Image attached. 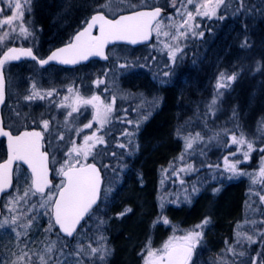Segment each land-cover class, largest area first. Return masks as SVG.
<instances>
[{
  "label": "rangeland",
  "instance_id": "obj_1",
  "mask_svg": "<svg viewBox=\"0 0 264 264\" xmlns=\"http://www.w3.org/2000/svg\"><path fill=\"white\" fill-rule=\"evenodd\" d=\"M172 1L12 0L13 3H21L24 15L22 20L13 22L17 26L15 31H11L8 25L0 28V53L12 44L28 46L36 52L50 50L69 39L75 27L83 23L82 18L97 10L115 16L155 4L170 5ZM209 2L211 6L218 5L216 14L211 18L197 15V4ZM175 4V8L158 22L159 30L154 27L153 42L149 46L138 50L115 47L108 52V64L89 65L80 71L77 82L56 87L48 85L50 91L58 94L54 105L47 109L51 129L57 131L60 127L68 132L57 134L58 140L63 137L64 145L71 138V129L78 131L72 138L73 142H82L83 135L91 133L90 129L82 134L78 128L83 118L84 121L90 119V111L84 110L81 119L80 116L70 119L64 110H60L59 102L64 99L69 102L70 93L75 88L83 97H88L93 89L98 92L101 102L111 105L112 111L107 118L102 123L97 121L105 128L113 120L110 127V130L116 128L113 138L109 143L105 140L100 143L95 152L89 151L86 159L83 152L78 157L80 163L96 162L103 169L106 185L102 211L105 213L102 215L98 211L94 214L73 243L64 245L50 226L49 210L55 191L50 192L51 200L48 196L33 198L26 175L20 173L14 192L4 204L3 222L7 223L0 228L3 264H28L29 258L31 264H114L117 255L115 242L120 244L124 234H127V214L136 213L134 210L127 212V206L135 208L143 205L142 200H136L133 191H129L130 187L123 193L131 183V175L122 161L139 151L138 146L130 149L131 144L127 142L134 134H128L131 129L127 126L129 116H125V108L132 115V128L137 130L142 119L136 115L140 110L138 104L141 103L145 111L143 114H148L149 109L154 107L151 103L161 101L165 81L171 80L176 81L175 87L172 86L175 90L174 110L178 112L176 120L181 117H184L183 120L190 119L191 127L196 121L206 119L214 129H219L220 134H212L205 142L188 136L187 130L179 131L185 134L183 147L181 145L180 152L177 151L176 161L172 165L167 163L154 181L157 194L152 198V207L156 206L151 208V212L148 210L149 224L145 238L147 243L148 236L154 234V242L142 250L137 264H148L153 259L148 256L149 252L162 253L166 243L172 241L178 244L180 238L192 231L202 235L188 264H264V200L261 199L264 196V176L260 174L264 168V151H261L264 149V0H224L223 3L219 0H192L191 4L187 0H178ZM42 7L49 30L46 37L35 25L37 18L42 16L39 11ZM0 9H3L0 20L16 11L9 9L6 2H0ZM199 10L204 11L202 7ZM189 12L193 15L192 20H188ZM185 20L188 23L182 24ZM21 23L26 32L20 31ZM5 31H8L7 36ZM171 52H175L174 58ZM179 59H186L185 65L172 70L176 63L179 66ZM181 68L185 70L181 71ZM233 76L234 79H229ZM66 78L69 79L70 75H62V79ZM22 85V80L19 79V83L14 80L12 88ZM63 86L71 91L61 90ZM68 102L61 105L65 106ZM127 103L132 107H127ZM23 109L27 111L24 106ZM20 117L18 121L27 120L31 114L24 112ZM34 119L37 120L36 117ZM233 135L237 139L242 136L245 142L233 143ZM188 141H191V148L186 146ZM248 143L253 146L251 152H248ZM121 144L124 147H120ZM227 144L234 147H229L228 152H220L219 149L228 147ZM203 147L206 158L198 159L197 152ZM257 150L260 152L258 163L249 164L251 154ZM245 152H248L247 159L244 158ZM115 156L117 158L113 159ZM52 157L57 162L54 163L55 171H60L69 160L75 164L73 158L76 153L68 148L64 153H53ZM231 163H236V173L227 170ZM200 167L211 168L200 170ZM125 173L127 175L123 177ZM232 184L240 185L242 206L239 217L230 222L227 234L218 236L217 240L212 239L210 243L208 237L212 228L204 223L207 220L214 224L211 210L215 207L210 203L217 202L228 191L221 187ZM25 192L29 193L26 197ZM194 201L196 205H193ZM200 203L202 209L197 210L196 206ZM108 205L112 211L110 216L105 210L109 209ZM13 218L15 224H12ZM150 225L153 226L150 228ZM65 247L66 251L63 250ZM91 248H97L98 252L93 254ZM23 253H28V256L20 259Z\"/></svg>",
  "mask_w": 264,
  "mask_h": 264
},
{
  "label": "snow or ice",
  "instance_id": "obj_2",
  "mask_svg": "<svg viewBox=\"0 0 264 264\" xmlns=\"http://www.w3.org/2000/svg\"><path fill=\"white\" fill-rule=\"evenodd\" d=\"M0 2H6L9 9L14 8L16 10L11 16L0 20V28H2L3 25H8L11 31H15L17 26L13 22L18 19L22 20L24 15L21 3H13L12 0H0ZM187 2L191 4L192 0H187ZM223 2L224 0H219V3ZM217 6H211L210 2L203 5L198 3L196 6V14L211 18L216 14ZM201 7L204 9L203 12L199 10ZM160 12L161 9L157 7L151 12L146 13L138 11L134 15L121 16L116 20L105 19L103 14L94 15L92 16L91 21L87 22L86 28L75 36V43L68 44L65 48L53 52L47 59H41L38 62L41 65H44L50 60H55L63 64H76L81 60H87L89 56H103L104 46L109 41L125 40L129 43L135 44L139 40H147L149 38V25L151 20L159 16ZM2 14L3 9H0V15ZM187 15L188 20L193 19L191 12ZM188 20L183 21L182 24H187ZM97 24L99 25L100 35L93 36L92 29L96 27ZM19 27L21 32H26L22 23ZM156 28L159 30V23H157ZM180 34L184 35L185 33ZM4 35L7 36L8 31H5ZM164 35L167 36L168 33L165 32ZM165 46L167 47V45ZM20 55L31 57L34 60L36 59L31 49H20L18 51L16 48H9V50L4 53L3 59H0V68L3 67L6 61L19 59ZM170 55L174 58L175 52H171ZM121 67H124V65H121ZM234 78V76L229 77V79ZM100 82L102 81H98L97 83ZM69 91H71V89H69ZM39 95L40 94L35 91V86L33 85L32 95L26 96L25 99L32 100ZM47 95L51 96L52 93L49 92ZM43 98V96H40V99ZM3 103L4 79L3 74L0 73V104ZM83 103L85 105H92L96 110V118L101 123L112 111L111 105L104 104L100 101V97L96 95L92 96L90 99H83ZM73 111H76V109L74 108ZM68 115H71V113H68ZM41 123L43 129L47 130L49 127V121L42 120ZM91 126V123L85 125V127ZM0 136L7 137L10 153L7 162L0 164V194L4 193L5 190L11 186L10 165L14 159L25 161L32 169V187L34 188L32 194L44 193L45 188L49 187V181L47 179V168L44 165L46 155L40 152L39 141L41 139V133L38 131H25L19 135L13 136L10 131H5L3 127H0ZM60 138L63 139L62 136ZM91 139V136L85 137V143ZM232 141L233 143L240 144L245 142L242 136L237 139L235 135L232 136ZM97 142L104 143L103 137H99ZM119 146L124 147L122 144ZM186 146L191 148V141H188ZM252 148V144L248 143V152H251ZM261 151H264V149H261ZM72 152L76 153V157L73 158L75 159V164L69 160L66 162V169L61 167L60 173L65 177L66 183H64L59 189L58 198L53 201L55 223L59 225L60 230L68 237L73 235L76 231L77 224H79L84 214L88 212L91 206L95 203L96 193L99 186V173L96 167L93 165H80L77 167L76 165L80 164L78 157L81 154V149L73 148ZM248 152H245L244 154L245 159L248 158ZM67 154L71 155V153ZM88 154L89 150L83 151L85 159ZM113 155H115V153H113ZM225 163L228 164L227 158H225ZM236 163H239V161ZM236 163L229 164L227 170L236 173ZM260 174L264 176V168L261 169ZM28 194V192H25V197L28 196ZM21 199H23V197H21ZM48 199H52L51 193H49ZM261 199L264 200V196H262ZM164 222L167 223V220ZM5 223H7V221L0 223V228H3ZM15 223L16 220L13 218L12 224ZM204 223H207V220H205ZM30 225L31 221H29V226ZM197 227L199 228L201 225H197ZM17 235H19V233H17ZM201 235L202 233L200 232L192 231L180 238L178 244L169 241L164 245L162 253H148L149 257H153L152 260L148 261V264H157V262L158 264H188V260L191 257V251ZM248 239H251V237H248ZM91 251L93 254H96L98 249L91 248ZM27 256L28 253H23V256H21L20 259ZM100 258L103 259V255H101ZM41 260L43 261V257H41ZM13 264H15V262H13ZM28 264H31L30 258Z\"/></svg>",
  "mask_w": 264,
  "mask_h": 264
},
{
  "label": "trees",
  "instance_id": "obj_3",
  "mask_svg": "<svg viewBox=\"0 0 264 264\" xmlns=\"http://www.w3.org/2000/svg\"><path fill=\"white\" fill-rule=\"evenodd\" d=\"M39 11H41L42 16L37 18L36 21L39 24L36 22L35 25H40L42 28H46L47 18L45 17V10L42 7ZM185 61L186 59H179V66L177 67L178 63H176V65L172 67V70H174L175 68L179 69ZM184 70L185 69L181 68V71ZM175 82V80H171V82L165 81V86L164 88H162L163 91L160 97L161 101L159 100L160 102L158 101L157 103L152 102L151 104L154 107L149 109L148 114H143V112L145 111L141 108V103L138 104L140 110L136 113V115L138 117H141L142 119L137 130L135 128H132L133 126L130 119L132 118L130 117L132 115L127 111V116H129V118H127V126L129 125V128L131 129V131H128V134H134V136H132V138L127 142L131 144L129 146L130 149L133 146H138L139 151L132 154L130 157H124L125 159L122 161V163L127 166V173H130L131 175V183L123 193L127 192L130 187L129 191H133V196L136 197V200H142L143 205L135 208L127 206V212H129V210H134L136 213L133 215L127 214V234H124L125 238H123L124 235L122 236L123 240L120 241V244H118V241L115 242V247L117 249L115 261L116 264H137V260L143 254L142 250L146 249L147 246L150 247L149 244H153L152 242H154V234H150L148 236L149 238H147V241L149 243H146L145 241L147 229L146 227L149 224L147 222L149 214L148 210L151 212V210L156 206V204H154V207H152V198L157 194H155L156 190L154 186L156 182L154 181L157 180L161 173V170L166 166L167 163H171L172 165L176 161L174 157L176 156L177 151L180 152L179 149L183 147L182 141L183 136L185 135L179 133V131L187 130L188 136L192 135L193 137H197L200 141L205 142L209 137L213 136L212 134L217 135L219 133V129H214L211 126L212 124L209 123L206 119L196 121L195 125H197V128L195 125L190 127V119L186 118L185 120H183L184 117H181L180 120H176V114L178 112L176 111V109L174 110L175 90L173 89V87H175ZM134 94L136 93L134 92ZM127 107L132 106H129V104L127 103ZM207 122L208 125L206 124ZM207 126L211 127L208 128ZM115 131L116 128H114V131L111 132L114 133ZM225 137L226 139L228 138L227 135H225ZM226 146L228 147L219 149V151L222 153L228 152L227 150L229 147H234L233 145L228 144ZM259 153L260 152L257 151L251 154V161H249V164L250 162L252 164H256V162L258 163ZM197 154L199 155L197 156L198 159H205L206 157H204L203 155L204 147L199 149ZM109 157H111V154H109ZM116 158L117 157L115 156L114 159ZM242 163L240 164L241 166ZM209 168L211 167H200V170H209ZM127 173H125L123 177L126 176ZM214 185H218V183H214ZM239 186L240 185L238 184H232L221 187V189L228 191L221 196L220 200H218L217 202L215 201V203L214 201L213 203H210V205L215 208L214 210H211V213H213L212 219L214 221V224H210L207 222V224H209L212 228L208 237L209 242L212 241V239L217 240L218 236L220 235L223 236L227 234L229 231L230 222L239 217L238 215L241 208L240 206H242V196L240 194ZM195 201L193 205H196ZM188 206H190V204ZM201 206V203L198 204L196 206L198 207L197 210H201ZM136 219H141L142 221L139 222ZM181 219L182 218L179 219L180 222ZM180 222H177V225H180ZM152 226L153 225H150V228Z\"/></svg>",
  "mask_w": 264,
  "mask_h": 264
},
{
  "label": "flooded vegetation",
  "instance_id": "obj_4",
  "mask_svg": "<svg viewBox=\"0 0 264 264\" xmlns=\"http://www.w3.org/2000/svg\"><path fill=\"white\" fill-rule=\"evenodd\" d=\"M176 1H178V0H173L170 5H168L169 3L161 4V5L155 4V5L147 7V8L160 6L164 9H166L168 12V10H172L173 8H175V6L177 5V4H175ZM90 15L91 14H87L86 16H84L82 18L81 22H83V23L81 24V26L89 19ZM38 26H40V25H38ZM40 28H41V31L44 32V36L46 37L48 34V31H49L47 29L48 25L46 24V28H42L41 26H40ZM75 28L77 30L79 28V26H76ZM154 34L155 33H154V29H153V35ZM67 40L65 42H67ZM61 44H63V43H61ZM59 45L60 44L55 45L53 48H55ZM53 48H51L50 50H43L41 52H36L35 50H33V51L35 52V54L37 55V57L39 59H42L45 56H47V54ZM98 63L99 62H95V63L91 62L87 65L78 66V67H74V68H66V67H61V66H56V65H50L47 67H40L35 61L24 60L19 64L8 65L5 67V70H4L5 102H4V105H3L2 110H1V119H2L3 128H4V130L10 131L12 135H18L24 131H38L41 133L42 151L45 152L49 156V168H50V172H51L52 186L44 194L39 195L36 193L35 195H33L32 193L34 191L32 189L31 175L29 174V172L26 168L17 164L14 167V171H13L12 189L9 193L5 194L1 198V201H0V209H1L0 223H3V220H4L5 200L10 196L9 194L12 195V193L14 192L15 187H16V182H17V176L20 173L24 172V174L26 175L28 188H30L31 195L33 198H36V199L45 198L46 196L49 195V193L51 191H55V197H56L58 190L64 184V180L61 177L62 174L60 173V171H57V169L55 171L54 163L56 161L55 162L53 161V157H52L53 153H56V152L64 153L68 148H72V149L73 148H79V149H81V152H83L84 149L95 152L96 150H98V148L100 146V143L97 142L99 137H103V140L106 141V140H108L109 136H112L110 134V132L113 131L112 129H114V127H112L111 130H110V127H111L113 120H110L108 122V125L105 126V128H104V126L102 127L100 125V123L97 121L96 110L92 107V105H90V104L85 105L83 103V99H90L94 95L98 96V92H95L93 89L91 90L88 97H83L77 92V89L75 88L70 93L69 102L67 101V99L66 100L64 99L63 101L59 102L60 110H64V112H66L67 114L71 113V115H68L70 119L71 118L74 119V118H77L79 116H80L79 119H81V117H83L82 114L85 112L84 110H86V112L90 111V113H89L90 119L84 121V118H83L84 122L80 121L82 123L78 127V128H80V133H82V134H83V132L86 133L85 131L91 129V131H90L91 133H86L83 135V141L82 142L81 141L80 142L79 141L73 142L72 138L78 134V131H74L73 129H71V133H72V135H70L71 138H70L69 142L66 145H64L63 139L58 140L57 134L62 133V132H67V131L61 130L60 127L58 128L57 131H56V129L52 130L51 129V127H52L51 126V120L49 119L48 113H47V109L50 108L52 105H54L53 101L58 96V94H56L55 92L50 91V88H49L50 86H48V85H55V87H56V86H61L63 84H67L68 82H77V80L80 79V77H79L81 74L80 71H82L83 69H87V67L91 64H98ZM25 64H29L30 66H27ZM51 75H52V77H51ZM62 75H70V78L69 79H67V78L62 79ZM18 78L23 81V85L20 87L12 88V84H13L14 80L16 82L18 81V83H19ZM95 81H97V79H95ZM50 82H52V83H50ZM25 85H26V87H24ZM33 85L35 86V91L38 92L40 95L34 97L32 100H26L25 98H23V95H26V96L32 95ZM37 85L42 86V87L38 88ZM68 89H70V88L63 86V88L61 90L65 91ZM49 92L52 93L51 96L47 95ZM40 96H43L44 98L40 99ZM63 102L64 103L68 102V103H66L65 106H62L61 104ZM23 106L25 109H27V111H25L23 109ZM74 108L76 109V111H73ZM24 112L30 113L31 117L27 118V120L18 121V119H21L20 116H22V113H24ZM125 116H127V108H125ZM35 117L37 118V120L34 119ZM42 120H48L49 121V127L47 130L43 129L42 123H41ZM89 123H91L92 126L91 127H85V125H87ZM88 136H91L92 139L88 140L87 143H85V137H88ZM91 142H92V145H90ZM6 154H7V141L4 138H0V161H3L6 158ZM56 164H57V162H56ZM80 165H83V163H80L76 166H80ZM64 168L66 169L67 166ZM103 173L104 172H102L103 184H102V188H101L100 201H99L97 207L86 217V219L84 220L83 224L80 226L79 230L74 235V237H63L59 234L57 228L54 226L53 221H52V205H51V209L49 210L50 223H52L51 227H52V230L55 231L57 238H59L62 241V243H64V245H65V243L66 244H72L73 243L75 238L78 236V233H80V231L88 223V221L91 219V217L94 214H96L99 211L102 213V215H104L105 212H104V210L102 211V208L105 205V204H103V197H104V190H105V185H106L105 180L106 179H105ZM55 197H54V199H55ZM52 204H53V202H52ZM108 207H109V205H108ZM105 210H106V214L108 216L112 215V211L110 210V207H109V209H105ZM27 233H25V234H27ZM10 247L12 249L15 248L13 246H10ZM66 248L67 247H65V249L63 248V250L66 251ZM194 248L195 247H193V249L191 251V257H192ZM191 257L188 260V262L191 260ZM0 264H3L1 253H0ZM21 264H24V263H21Z\"/></svg>",
  "mask_w": 264,
  "mask_h": 264
},
{
  "label": "water",
  "instance_id": "obj_5",
  "mask_svg": "<svg viewBox=\"0 0 264 264\" xmlns=\"http://www.w3.org/2000/svg\"><path fill=\"white\" fill-rule=\"evenodd\" d=\"M154 9H155V8H153V9H143V10H138V11H142V12H146V13H147V12H151V11L154 10ZM160 9H161V12H160L159 16H157L155 19H152V20H151V23H150V25H149V38H148L147 40H139V41H138L137 43H135V44L129 43L128 41H125V40L109 41V42L104 46V49H103L104 55H103V56H89L87 60H81L79 63H76V64H63V63H60V62L55 61V60H50L47 64L41 65V64L38 62L39 60L37 59V57L35 56V54L33 53V51H32V53H33V55L36 57L35 60H36L37 64H38L39 66H41V67H46V66H48V65H50V64H55V65H61V66H64V67L72 68V67H76V66H79V65H82V64H86V63H88L90 60H93V59H95V60H99V61H106V60H107V56H106L107 49H108L109 47L113 46V45L119 44V45H127V46H131V47H137V46H141V45L149 44V43L151 42V38H152V34H151V28H152V26L154 25V23H155L157 20H159V19L165 14V10L162 9V8H160ZM138 11H135V12H132V13H128V14H124V15H120V16H118L117 18H115V19H110V20H116V19H119L121 16H130V15H134V14H135L136 12H138ZM99 14H100V13H99ZM94 15H97V14H94ZM94 15H92V16H94ZM92 16H91V18H92ZM91 18L89 19L88 22L91 21ZM105 19H109V18L105 17ZM86 26H87V24H86ZM86 26L84 27V29L86 28ZM84 29H82L81 31H83ZM81 31H79V32H81ZM95 31H96V34H94ZM79 32H78V33H79ZM78 33H77V34H78ZM77 34L74 35V37H73V39H72V42H70V43H75V39H74V38H75V36H76ZM93 34H94V35H93ZM92 35H93V36H99V35H100V33H99V25H98V24H97L96 27H94V28L92 29ZM70 43H69V44H70ZM67 45H68V44H66V45H64V46H61V47H59V48L53 50V51H52V52H51L46 58H44V59H47V58H48L53 52H56V51L59 50V49L65 48ZM10 48H16L18 51H19L20 49H29V48L15 47V46L10 47ZM8 50H9V48L6 49V50L3 52V54H1L0 59H3L4 53H6ZM22 60H34V59H32L31 57L25 56V55H20V58L17 59V60L6 61V62L4 63V65H3V67L0 68V73L3 74V68H4L5 65L10 64V63H18V62H20V61H22ZM3 79H4V76H3ZM4 89H5V84H4ZM4 96H5V95H4ZM2 105H3V104H0V109H1ZM0 127H2V124H1V117H0ZM0 138H2V136H0ZM4 138L7 139V137H4ZM39 143H40V152L43 153L42 150H41V139H40ZM7 149H8V140H7ZM9 154H10V153H9V149H8L6 159H5L3 162H1L0 164H3V163H6V162H7L8 158H9ZM44 154H45V153H44ZM45 155H46V154H45ZM17 163L22 164L25 168H27V170L30 172L31 176L33 175V174H32V169L29 167V165H28L25 161H23V160H19V159H14V160L12 161V164L10 165L11 186H12V173H13V168H14L15 164H17ZM44 165H45V167L47 168V179H48V181H49V187H46V188H45V190H44V193H45L46 190H47L48 188H50V186H51L50 170H49V163H48V156H47V155H46V160L44 161ZM88 165H93V166L96 167V169H97V171H98V173H99V186H98V190H97V193H96V201H95V203L91 206V208L88 210V212H86V213L84 214V216H83V218L80 220L79 224H77V226H76V231L78 230V228H79L80 224L83 222V220L86 218L87 214H88V213H89L94 207L97 206V204H98V202H99V198H100V191H101V186H102V176H101V172H100V170H99V168H98L97 165H95V164H88ZM62 178L65 180V177H64L63 175H62ZM65 183H66V180H65ZM11 186L8 187V188L5 190L4 193L8 192V191L11 189ZM32 188H33V187H32ZM33 190H34V188H33ZM4 193L0 194V198H1V196H2ZM58 193H59V192H58ZM37 194H41V193H37ZM42 194H43V193H42ZM57 198H58V194H57L56 199H57ZM52 214H53V220H54V223H55V218H54V206H53V209H52ZM55 225H56V227L58 228L60 234L63 235V236H66V235L60 230L59 225L56 224V223H55ZM76 231L73 233V235H72L71 237L74 236V234L76 233Z\"/></svg>",
  "mask_w": 264,
  "mask_h": 264
}]
</instances>
